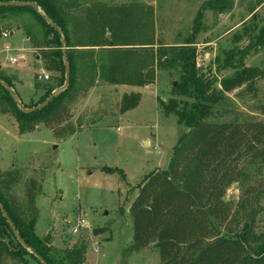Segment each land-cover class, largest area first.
I'll return each instance as SVG.
<instances>
[{"label": "rangeland", "instance_id": "obj_1", "mask_svg": "<svg viewBox=\"0 0 264 264\" xmlns=\"http://www.w3.org/2000/svg\"><path fill=\"white\" fill-rule=\"evenodd\" d=\"M75 1L79 7L67 16L72 40L87 35L85 25L74 26L76 21L90 15L103 18L109 6L132 5L140 25V38L130 47L137 51L131 77L137 73L146 75L153 68L147 75L153 82L145 86H114L97 77V84L102 85V99L99 101L98 92L91 88L85 98L72 104L74 126L83 127L66 139L57 138L43 123L33 132L21 133L15 118L1 112L0 169L21 171L13 192L25 211L29 180L40 183L36 233L48 237L54 253L63 256L64 249L85 242L86 264H160L159 250L154 247L129 251L134 236L129 208L142 178L157 168H169L180 134L189 129L177 123L176 115H165L160 102L176 98L190 104L193 100L174 90L180 81L178 70L166 65L157 67L148 62L147 55L155 56L159 48L190 44L195 49L199 75L212 80L213 88L227 96L238 118L263 120L264 114L257 106L264 104V0H231L232 6L223 11L207 6L209 0ZM199 13L200 27L195 33ZM2 27L0 64L4 66L0 69L14 79L20 98L31 106L48 89L63 82L62 74L48 72L43 61L36 58L39 50L26 35L33 32L35 39L42 40L43 30L33 15L9 14L2 20ZM4 33L10 36L5 38ZM91 52L80 69L91 63L90 57L93 62L107 64L105 52L98 47ZM237 73H242L241 80L229 87ZM44 74L50 79L44 80ZM248 84H255L256 94L244 90ZM135 91L143 95L140 103L120 113L122 95ZM104 167L122 169L124 176ZM248 171L252 177L250 184L264 181V164H256ZM248 184L246 180L234 183L226 191L225 199L237 205ZM239 211L244 219V209ZM260 217L264 220V215ZM81 218L88 227L78 224ZM26 259L28 264H42L30 254Z\"/></svg>", "mask_w": 264, "mask_h": 264}, {"label": "trees", "instance_id": "obj_2", "mask_svg": "<svg viewBox=\"0 0 264 264\" xmlns=\"http://www.w3.org/2000/svg\"><path fill=\"white\" fill-rule=\"evenodd\" d=\"M25 1L36 2L38 8L0 6V37L3 34L2 20L7 15H33L43 30L42 40L35 39L33 32H28L26 37L33 40L46 70L61 72L63 82L48 89L38 102L29 106L20 98L13 79L3 69H0V80L10 84L25 108H34L49 99L56 88L65 85L66 52L70 63V84L45 107L26 113L0 83V113L14 117L21 133L33 132L43 123L57 138L66 139L82 128L74 126L72 104L80 97L85 98L88 91L98 85L97 77L114 86H145L153 82V78L147 77L153 68L146 75L137 73L131 77L137 51L130 50V47L140 38V25L132 5L116 4L107 7L103 18L90 15L86 20L76 21L74 26L83 28L85 25L87 35L72 40L67 16L69 11L79 7L75 0ZM207 6L223 11L230 8L232 2L209 0ZM201 17L202 13H199L194 24L195 33L200 27ZM46 18L63 33L60 34ZM95 47L107 54V64L93 62L90 57L91 63L80 69L79 65L84 64ZM147 58L157 67L166 65L178 70L180 81L174 90L181 95L187 94L193 101L188 104L172 98L167 103L160 102L165 115H176L177 123L189 129L180 134L169 168L155 169L145 175L136 187L137 195L129 208L134 231L129 251L154 247L159 250L160 264H264V220L260 217L264 215V181L250 184L252 177L248 171L256 164H264V119L238 118L227 96L213 88L212 80L199 75L195 49L190 44L159 48L155 56L152 53ZM242 76V73H237L235 81H230L228 86L236 85ZM244 90L257 93L255 84L246 85ZM142 97L138 91L123 94L119 112L124 114L135 108ZM257 108L264 114V104H258ZM104 169L109 172L117 170L124 176L122 169ZM20 179L18 168L0 169V202L27 248L19 242L0 209V264H28V254L37 261H40L37 257L40 256L47 264H86L85 242L64 249L61 256L52 251L48 237L36 234L39 219L36 197L42 187L35 179L29 180L25 211L13 192ZM243 180L249 184L244 189L243 198L234 205L225 199L226 191ZM255 206L258 209H254ZM241 208L245 211L244 219L240 216ZM259 223L262 226H258Z\"/></svg>", "mask_w": 264, "mask_h": 264}, {"label": "water", "instance_id": "obj_3", "mask_svg": "<svg viewBox=\"0 0 264 264\" xmlns=\"http://www.w3.org/2000/svg\"><path fill=\"white\" fill-rule=\"evenodd\" d=\"M0 6L5 7V6H23V7H35L38 8V4L34 1H25V0H14V1H0ZM40 11V10H39ZM46 20L48 21V23L52 24V26H55V28L59 31L60 34H62V30H60L50 19L46 18ZM37 59H40V56H37ZM64 64H65V68H66V76H65V85L62 86L61 88H58L56 90L53 91V93L51 94V96L49 97V99H47L45 102L38 104L37 106H35L34 108H25L23 106V103L21 101V99H19L18 95L15 93L14 89L10 86V84L8 82H4L0 80V83H2L5 88L8 90V92L10 93L12 99L15 100L16 104H18V106L26 113H32L35 110L41 109L43 107H45L49 102H51V100L53 99L54 96H56L57 94H59L60 92L66 90L70 84V63L68 61V57L66 55V52H64ZM0 209L3 213V215L8 219V222L12 228V231L14 232V234L17 236L19 242L21 244H23V246H25L27 248V244L25 243V241L23 240L22 236H20L16 230V227L12 221L11 218H9L6 210L3 208L1 202H0ZM29 251H31L33 254L34 251H32L31 249H29ZM36 255V254H35ZM37 256V255H36ZM41 263L43 264H47L40 256H37Z\"/></svg>", "mask_w": 264, "mask_h": 264}, {"label": "built area", "instance_id": "obj_4", "mask_svg": "<svg viewBox=\"0 0 264 264\" xmlns=\"http://www.w3.org/2000/svg\"><path fill=\"white\" fill-rule=\"evenodd\" d=\"M10 34L9 33H4V37L7 38L9 37ZM12 62H16L15 59L12 60ZM44 80H49L50 79V76L48 74H44L43 77H42ZM79 225H82L84 227H88V223L85 219H80L79 222H78Z\"/></svg>", "mask_w": 264, "mask_h": 264}, {"label": "crops", "instance_id": "obj_5", "mask_svg": "<svg viewBox=\"0 0 264 264\" xmlns=\"http://www.w3.org/2000/svg\"><path fill=\"white\" fill-rule=\"evenodd\" d=\"M12 34V36L14 35V33L12 32L11 33ZM37 58V57H36ZM0 66H4V65H1L0 64ZM14 80V79H13ZM14 82V81H13ZM15 83V82H14ZM16 89V88H15ZM93 89H96V91L98 92L97 93V96L99 97V101H100V99H102V92L100 91V89H102V85L101 86H99V84L97 85V86H94L91 90H93ZM17 91V90H16ZM98 101V102H99ZM6 117H11L12 118V116H6ZM37 226V225H36ZM36 230V229H35ZM37 234V233H36ZM41 236V235H40ZM42 237V236H41Z\"/></svg>", "mask_w": 264, "mask_h": 264}]
</instances>
